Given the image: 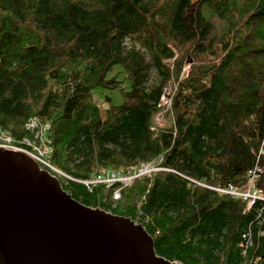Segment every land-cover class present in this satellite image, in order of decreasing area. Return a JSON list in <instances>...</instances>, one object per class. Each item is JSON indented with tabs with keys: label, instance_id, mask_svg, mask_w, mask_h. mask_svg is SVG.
I'll list each match as a JSON object with an SVG mask.
<instances>
[{
	"label": "trees",
	"instance_id": "obj_1",
	"mask_svg": "<svg viewBox=\"0 0 264 264\" xmlns=\"http://www.w3.org/2000/svg\"><path fill=\"white\" fill-rule=\"evenodd\" d=\"M31 119L62 188L140 224L158 256L264 264V200L214 189L255 175L264 197V0H0V128L30 149ZM160 160L119 199L88 185Z\"/></svg>",
	"mask_w": 264,
	"mask_h": 264
},
{
	"label": "water",
	"instance_id": "obj_2",
	"mask_svg": "<svg viewBox=\"0 0 264 264\" xmlns=\"http://www.w3.org/2000/svg\"><path fill=\"white\" fill-rule=\"evenodd\" d=\"M35 163L0 150V264H181L158 256L140 224L83 205Z\"/></svg>",
	"mask_w": 264,
	"mask_h": 264
},
{
	"label": "built area",
	"instance_id": "obj_3",
	"mask_svg": "<svg viewBox=\"0 0 264 264\" xmlns=\"http://www.w3.org/2000/svg\"><path fill=\"white\" fill-rule=\"evenodd\" d=\"M27 129L32 131L35 136V140H25L26 145L29 146L30 149L14 145L11 136L0 128V150L26 153L35 162L39 163L41 167L43 166L44 168H48L44 170L48 172H50L49 169L55 170L49 162V158L53 151L51 141L48 136L50 126L43 124L37 119H31L27 123ZM160 162L161 160L150 163H142L134 171L128 172L127 174L107 171L105 174L98 176L95 180L89 181L88 185L105 183L108 187L118 186L115 190L114 198L119 199L122 188L126 187L133 179L165 170L166 168L160 166ZM258 170L259 169L255 170L253 174H255ZM254 177L255 175L249 184L243 188L238 189L229 187L226 189H214L222 193H228L234 197L243 198L248 201V207L250 208L257 200H264V197H261L259 193L254 190Z\"/></svg>",
	"mask_w": 264,
	"mask_h": 264
},
{
	"label": "rangeland",
	"instance_id": "obj_4",
	"mask_svg": "<svg viewBox=\"0 0 264 264\" xmlns=\"http://www.w3.org/2000/svg\"><path fill=\"white\" fill-rule=\"evenodd\" d=\"M188 71H189V65H186L185 68H184V70H183V74H186ZM174 90H175L174 84H170L167 87L166 94L162 98V103H161L163 109H162L161 112H159L157 114V116L155 118V124H156V126L163 127L167 123L170 122V118L167 117L166 114H167V110L170 108V103H171L170 96L174 93ZM22 154L25 155V157H27L28 159H30L31 162L34 161L30 156H28V154H26V153H22ZM35 164H37V166H39V169L40 170H44V168H42L39 163L36 162ZM44 171H46V170H44ZM108 214H113V213L108 212ZM113 215H115V214H113Z\"/></svg>",
	"mask_w": 264,
	"mask_h": 264
},
{
	"label": "bare ground",
	"instance_id": "obj_5",
	"mask_svg": "<svg viewBox=\"0 0 264 264\" xmlns=\"http://www.w3.org/2000/svg\"><path fill=\"white\" fill-rule=\"evenodd\" d=\"M62 173V172H61Z\"/></svg>",
	"mask_w": 264,
	"mask_h": 264
}]
</instances>
